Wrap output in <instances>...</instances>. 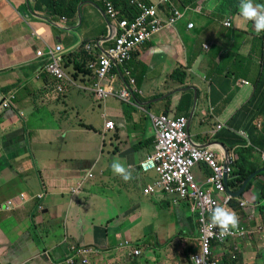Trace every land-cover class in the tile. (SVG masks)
Instances as JSON below:
<instances>
[{"label": "crops", "instance_id": "obj_1", "mask_svg": "<svg viewBox=\"0 0 264 264\" xmlns=\"http://www.w3.org/2000/svg\"><path fill=\"white\" fill-rule=\"evenodd\" d=\"M129 1L113 0L119 16ZM238 3L159 5L161 20L172 7L183 19L134 53L121 67L130 76L112 64L104 90L128 88L133 97L124 103L98 99L89 87L95 76L76 71L99 68L113 45L116 25L103 0H0V205L16 207L0 213V264H59L77 247L93 249L94 264H191L199 249L188 203L142 194L157 179L140 164L154 151L151 119L159 115L185 118L194 146L234 173H252L228 207L248 239L212 252L220 264H264V32L239 18ZM58 47L70 83L47 74L48 60L37 57L56 56ZM178 70L185 77L172 79ZM114 159L128 181L111 171ZM192 175L202 187L211 174L199 165Z\"/></svg>", "mask_w": 264, "mask_h": 264}, {"label": "built area", "instance_id": "obj_2", "mask_svg": "<svg viewBox=\"0 0 264 264\" xmlns=\"http://www.w3.org/2000/svg\"><path fill=\"white\" fill-rule=\"evenodd\" d=\"M172 1L174 0H154V4H145L142 0H130L129 4L136 8L137 15L131 21H127L118 17L113 0H103L106 16L110 21L115 22L116 36L112 47L104 59H101L100 67L97 69L90 67L95 72L93 89L98 99L115 98L125 103L129 101L128 91L122 90L123 92L118 95L108 93L104 90L103 82L110 75L112 64L123 67L139 48L148 43L152 35L159 33L163 28L173 27L183 19L182 13L176 9H170L164 21L160 19L157 5H170ZM224 26L229 27L230 22L227 20ZM192 27L190 23L187 25L190 30ZM62 51L63 49L58 47L56 56L50 51L47 55L39 52L37 57L48 60L45 68L47 74L58 82L70 83L72 81L67 78L60 66ZM124 71L126 76H130L128 70ZM130 84H133V80ZM4 108H9V104H6ZM151 120L155 131L154 151L140 164V171L144 174L153 173L157 179L147 186L142 194L147 197L163 193L174 197L176 201L188 203L193 215L196 216L199 249L198 253H193L190 257L191 264H217V255L213 254L212 249H220L227 243L244 241L250 235V232L240 224H237L236 229L226 236H219L215 228H207L211 210L216 206L228 208L233 202L224 183L225 178L230 179L233 171L228 165L220 166L210 150L199 149L191 143L186 133V119L159 116L152 117ZM105 129L113 130V125L108 123ZM260 161L264 165V151L260 153ZM199 165L206 166L211 172L202 187L195 184L192 175L193 169ZM216 194L220 196V199L216 197ZM244 206L247 204L238 203L239 208ZM9 207L10 204L1 209L8 210ZM90 252V249L83 248L79 254L87 256ZM131 254L137 256L139 252L134 249L130 252ZM86 261L85 259L84 262ZM72 262L73 259L68 261V263Z\"/></svg>", "mask_w": 264, "mask_h": 264}, {"label": "clouds", "instance_id": "obj_3", "mask_svg": "<svg viewBox=\"0 0 264 264\" xmlns=\"http://www.w3.org/2000/svg\"><path fill=\"white\" fill-rule=\"evenodd\" d=\"M145 4H154V1L151 3H145ZM163 5H165V4H163ZM167 6H170V5H167ZM157 8L158 9L160 8L159 5H157ZM170 9H175V8L172 7ZM169 10H168V14H169ZM168 14H167V16H168ZM238 16L245 23L250 22L252 24V27H253L256 34H260V33L264 32V3H258V2H256V0H239ZM162 21H164V20H162ZM163 29H169V28H163ZM204 48L206 49V47H204ZM90 67H91V65L89 66V70H92V69H90ZM116 67L118 68L119 73L122 74L123 69H121V67H119V66H116ZM112 70H113V67H111L110 75H108V77L104 80L103 84H105L106 82H111V77L113 75ZM91 73H92V76H95L94 72H91ZM93 81L89 87H93L95 85V84H93ZM125 90L128 91V93L130 94L129 100L131 101V98L133 97V93H131L128 90V88ZM126 103H129V101ZM160 116H164V115H160ZM154 117H159V116H154ZM166 117H168V116H166ZM170 118H172V117H170ZM187 128H188V123H187ZM217 130H219V129L217 128ZM186 133H187V129H186ZM110 169L113 172V174L119 176L123 181H128L130 179V173L128 172L127 168L125 167V164L122 163L119 159H114L112 161V163L110 165ZM227 182H228V180H227ZM77 192H79L78 188L73 190V193H77ZM9 204H10V207L8 210L3 209L5 213H9L13 209L16 208L12 203H7V202L0 205V207L7 206ZM237 224H238V220H237V216L234 212H232L231 210H229L228 208H226L224 206H216L211 210V213L209 216V223L207 225V228H209V229L215 228L218 230L217 234L219 236H226V235H230L231 231L236 229ZM89 249L91 250L90 254H88L87 256H83V255L79 254V251L83 250V247H77L73 250V254L71 256H69L67 258V260L68 261L72 260V259L75 260L76 258H78L77 260H79V264H84L82 262V260L83 261H85V259L89 260V258L93 255V249H91V248H89ZM77 251H78V254H77L78 257L76 255ZM65 261H63L59 264H65Z\"/></svg>", "mask_w": 264, "mask_h": 264}, {"label": "trees", "instance_id": "obj_4", "mask_svg": "<svg viewBox=\"0 0 264 264\" xmlns=\"http://www.w3.org/2000/svg\"><path fill=\"white\" fill-rule=\"evenodd\" d=\"M175 1V0H174ZM174 1H172V3L174 2ZM171 3V4H172ZM170 4V5H171ZM125 8H127V5L126 6H124ZM128 7H129V9L127 8V10L125 11V15H123V16H119V14H118V17L120 18V19H124V20H127V21H131L136 15H137V10H136V8L135 7H133V6H129L128 5ZM87 56V55H86ZM134 57V54L131 56V59H130V61L129 62H127L125 65H124V67L126 68L127 67V65L131 62V60H132V58ZM85 69V71H82V69ZM127 70H128V68H127ZM76 71H78V72H81V73H85L86 75H89V77H91L92 76V73L91 72H93V71H91V70H89V67L88 68H85V66L84 65H82L81 64V67H79V68H77L76 69ZM90 71V72H89ZM129 71V70H128ZM130 72V71H129ZM173 77H172V79H177L178 77H180V76H182L183 78L185 77V74H183V71H176V72H174V75H172ZM73 77L76 79V76H74L73 75ZM189 100H190V98H189ZM189 100L187 101L188 102V104H189ZM129 102H130V100H129ZM160 116V115H159ZM210 174H211V172H210ZM252 173H250V174H247V175H245V173L244 172H242V171H240L239 173L237 172V173H234L233 172V174L230 176V180H229V182H228V184H227V187H228V189L230 190H232V191H234V190H236V189H239V187H241V185L243 184V182L244 181H246L247 180V178L251 175ZM262 174H260V175H258V176H261ZM264 175V174H263ZM257 176V177H258ZM248 187H249V185L246 187V190L248 189ZM236 202V201H235ZM234 201L232 202V204H231V206L233 205V203H235ZM93 252H94V250H93ZM78 254V251L76 252V255ZM77 257H78V255H77ZM78 258H76L75 260H73V262L72 263H68V260H66L65 261V264H79V260H77ZM133 261L134 260H130V263H128V264H132L133 263ZM217 264H218V257H217Z\"/></svg>", "mask_w": 264, "mask_h": 264}, {"label": "water", "instance_id": "obj_5", "mask_svg": "<svg viewBox=\"0 0 264 264\" xmlns=\"http://www.w3.org/2000/svg\"><path fill=\"white\" fill-rule=\"evenodd\" d=\"M252 177H254V176H252ZM251 177V178H252ZM249 180H247L246 182H243V184H242V186H241V188L239 189V191L238 192H236V193H231V197L232 198H239L240 197V195H241V193L244 191V188H245V186H246V184H247V182H248ZM224 183H225V185L227 186V179L225 178V181H224Z\"/></svg>", "mask_w": 264, "mask_h": 264}, {"label": "rangeland", "instance_id": "obj_6", "mask_svg": "<svg viewBox=\"0 0 264 264\" xmlns=\"http://www.w3.org/2000/svg\"><path fill=\"white\" fill-rule=\"evenodd\" d=\"M175 26V25H174ZM173 26V27H174ZM173 27H171V28H173ZM171 28H169V29H171ZM0 209H1V207H0ZM0 213H5L4 212V210L3 209H1L0 210ZM83 248H87V247H83ZM89 249V248H88ZM196 250V252H197V249H195ZM217 257H218V264H220L221 262H220V258H219V255L217 254ZM82 262L84 263V264H94L92 261H90V259L89 260H87L86 262H84L83 260H82ZM179 263L178 264H181L180 263V261H178ZM122 264V263H121ZM123 264H125L124 262H123ZM185 264H189L188 262L187 263H185Z\"/></svg>", "mask_w": 264, "mask_h": 264}]
</instances>
